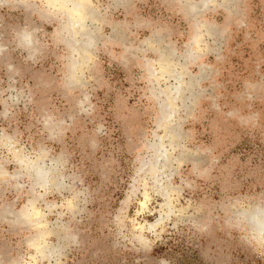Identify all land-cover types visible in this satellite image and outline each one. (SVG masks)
<instances>
[{
    "label": "rangeland",
    "instance_id": "rangeland-1",
    "mask_svg": "<svg viewBox=\"0 0 264 264\" xmlns=\"http://www.w3.org/2000/svg\"><path fill=\"white\" fill-rule=\"evenodd\" d=\"M202 1L85 0L69 36L0 0V264H264V0Z\"/></svg>",
    "mask_w": 264,
    "mask_h": 264
},
{
    "label": "bare ground",
    "instance_id": "bare-ground-1",
    "mask_svg": "<svg viewBox=\"0 0 264 264\" xmlns=\"http://www.w3.org/2000/svg\"><path fill=\"white\" fill-rule=\"evenodd\" d=\"M59 2L64 7V9H65V11H64L65 12V15H67V18H68V31H69V36L70 35L74 36L73 35V31L76 30L77 28L80 29V27H83L84 26V23L86 22V20L88 18L94 19L93 17L95 15H93V12H91V11L89 12V10H86L87 7H85V4H84L85 3V0H59ZM208 2L209 1L204 0L200 4L202 6L203 5L206 6ZM196 5L197 4H193V5L189 6V8H191L193 6L196 7ZM197 7H198V5H197ZM74 33H75V31H74ZM87 43H89V39H88V42ZM84 48H86V47H84ZM81 51L84 52L85 49L84 50L82 49ZM81 59H82V57H81ZM172 72L173 71H169L168 74L174 75V73H172ZM179 75L180 74H178V76ZM178 76H174V78L179 82V84H177V85L173 84V86L171 87L172 88L171 91L174 92V95H172L173 96L172 100L174 98L180 96L179 94L181 92V88H180L181 86L180 85H181L182 82L180 81V79L178 78ZM159 155H164V153H159ZM155 158H156V160H158L157 155H156ZM50 175H51L50 174V168H47L45 166L38 165L35 168V170H34L35 182L37 181L39 183L40 182L41 183H46L47 181L50 180V178H51ZM262 212H264L263 209L260 208V207H257V208H255L252 212H250L247 215L246 219L254 225L255 232L257 234H261L264 237V213H262ZM261 213L263 214V216H261L262 218L260 217ZM43 249H44V246L40 248L41 251H43Z\"/></svg>",
    "mask_w": 264,
    "mask_h": 264
}]
</instances>
